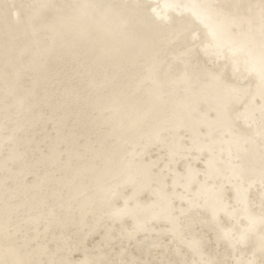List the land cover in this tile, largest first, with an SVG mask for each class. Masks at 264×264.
I'll return each mask as SVG.
<instances>
[{"label":"bare ground","instance_id":"1","mask_svg":"<svg viewBox=\"0 0 264 264\" xmlns=\"http://www.w3.org/2000/svg\"><path fill=\"white\" fill-rule=\"evenodd\" d=\"M262 31L264 0H0V264H264Z\"/></svg>","mask_w":264,"mask_h":264},{"label":"snow or ice","instance_id":"2","mask_svg":"<svg viewBox=\"0 0 264 264\" xmlns=\"http://www.w3.org/2000/svg\"><path fill=\"white\" fill-rule=\"evenodd\" d=\"M167 7V5H166ZM194 8H199V5H193ZM196 18L201 22L205 23L207 19L206 13H194ZM213 37H215V33H209ZM262 35H264V31H262ZM244 51V48H241ZM247 60L245 61L246 65L248 66V70L250 73H255L260 80L261 86L264 87V42L261 44L260 54L259 57H255L250 50L246 51Z\"/></svg>","mask_w":264,"mask_h":264}]
</instances>
